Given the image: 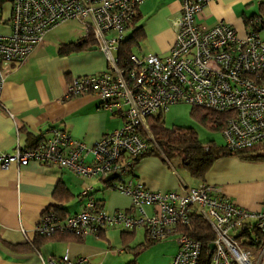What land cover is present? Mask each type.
<instances>
[{"label":"built area","instance_id":"built-area-1","mask_svg":"<svg viewBox=\"0 0 264 264\" xmlns=\"http://www.w3.org/2000/svg\"><path fill=\"white\" fill-rule=\"evenodd\" d=\"M146 1L0 0V93L5 75L24 64L51 29L76 21L84 37L92 35L107 66L97 75L75 78L66 98L94 95L102 110L124 121L90 150L68 133L51 129L50 137L35 147L16 145L12 153L1 154L0 167H24L31 162L58 167L87 180H104L107 189L131 199L132 213H108L93 198L92 188L86 187L80 193L86 200L82 211L66 218L45 213L35 228L37 236L71 233L83 238L107 228L144 229L147 243L176 242L171 264H204L205 246L186 231L197 216L213 234L206 248L208 264H264V206L256 212L246 210L205 183L182 187V192L153 193L140 183L122 181L132 174L135 160L150 149L148 118L164 115L174 105L227 114L221 134L229 152L250 150L264 142V40L259 34L264 22L252 19L240 37L225 22L212 27L198 23L205 7L215 0H181L169 53L133 54L121 64V44ZM145 207H153V214L148 215ZM38 256L39 264H91L86 257Z\"/></svg>","mask_w":264,"mask_h":264},{"label":"crops","instance_id":"crops-1","mask_svg":"<svg viewBox=\"0 0 264 264\" xmlns=\"http://www.w3.org/2000/svg\"><path fill=\"white\" fill-rule=\"evenodd\" d=\"M255 2L258 14L248 16L245 9ZM180 12L181 0H148L143 3L137 9L134 27L141 26L144 37L133 53L167 55L175 40L173 22ZM260 14L259 0H215L205 7L198 23L212 27L222 21L243 37L247 32L245 19ZM70 22L76 27L74 34H64L61 30ZM131 30L132 27L128 36ZM83 37L78 22L60 23L47 33L44 43L34 49L24 64L5 75L0 93V155L12 153L16 145L35 147L38 141L50 137L51 129L68 133L90 150L104 135L123 126V119L102 110L94 95L66 98L67 88L75 78L97 75L106 70L105 57L98 49L61 52L63 46L77 43ZM86 155L89 161L92 160L91 154L87 152ZM158 158L151 155L141 159L134 175L124 177L122 181L132 179L153 193L182 192V187L195 188L205 183L214 185L246 210L256 212L264 206V179L259 176L236 175L228 168V163L219 161L216 166L220 171L211 173L210 169L204 181H200L186 172L183 176L175 169V174L171 173ZM225 170L230 173H224ZM86 187L92 188L93 198L105 212H133L131 199L107 189L104 180H87L71 171L35 162L24 167L14 164L7 169L0 167V264H39L38 253L25 246L26 238H35V228L48 209L57 210L65 218L82 211L86 200L80 197V193ZM153 211V207H145L148 215ZM110 229L113 228L83 238L71 233L57 234L40 242L39 253L44 259L59 260L66 255L73 260L86 257L91 264H127L134 258L139 262L135 251L146 240L145 230L123 229L121 243L129 255L116 257L106 248L112 241ZM137 234L141 235V242L134 246ZM177 250L176 247L168 254L165 264H171Z\"/></svg>","mask_w":264,"mask_h":264},{"label":"trees","instance_id":"trees-1","mask_svg":"<svg viewBox=\"0 0 264 264\" xmlns=\"http://www.w3.org/2000/svg\"><path fill=\"white\" fill-rule=\"evenodd\" d=\"M260 16H252L245 19V25L247 27L249 21L254 18H261L264 22V3H260ZM263 17V18H262ZM135 22V21H134ZM134 22L132 24V30L130 35H126L125 40L121 44L119 51V58L121 64L125 63L131 55H133V50L135 46H139L140 42L143 40L144 32L141 26L134 27ZM264 29V26L263 28ZM98 49L96 41L89 35L88 37H83L77 43H72L61 48V52H77L83 50H93ZM99 50V49H98ZM191 117L195 121L199 122L204 127L215 132H222L227 124L228 115L224 113H217L210 110H205L202 108L192 107ZM164 115L152 116L148 118V132L150 139L148 144L150 146L149 151L136 159L138 162L150 155H158L163 158L164 161L177 160L179 166L183 172H186L191 178L204 181L207 173L213 166V164L225 157H237L244 160L260 161L264 160V153H259L264 150L258 148L261 144L256 145L250 150L240 151V152H229L225 145L224 147H219L214 144V142L203 143L199 140V137L194 129L189 127H173L169 129L165 126ZM158 153V154H157ZM132 171V176L134 175ZM132 182L133 180L130 179ZM111 181V180H109ZM134 184H138L133 182ZM46 213H54L60 218H65L64 215L60 214L57 210L48 209ZM190 237L201 242L205 246L207 251V244L212 242L213 234L212 230L207 223L202 221L199 217H192L190 226L186 230ZM53 237H41L35 235V238L25 243V246L32 250L33 252L39 253V244L42 241L52 239ZM152 244V243H148ZM147 246V245H146ZM204 252V264H208L210 253ZM127 264H138L137 259L134 258L131 262Z\"/></svg>","mask_w":264,"mask_h":264},{"label":"rangeland","instance_id":"rangeland-1","mask_svg":"<svg viewBox=\"0 0 264 264\" xmlns=\"http://www.w3.org/2000/svg\"><path fill=\"white\" fill-rule=\"evenodd\" d=\"M248 16H251L252 14L257 15L258 14V4L257 2L254 3V5H251L247 9H245ZM76 29L75 25L70 22L67 27L62 29L61 31L64 34H74V30ZM57 31V30H56ZM261 37L264 39V30L261 31ZM136 50V48H134ZM191 109L192 107L190 105L181 104V105H174L171 106L168 112H166L163 116L164 124L167 128L172 129L173 127H189L195 130L197 133L199 140L203 143L207 142H214L216 146L224 147L225 145V139L223 138L222 134L220 132H215L212 130H209L208 128L201 125L199 122L195 121L191 117ZM258 148L263 149L264 143L261 144ZM259 153H264V150L260 151ZM156 154V153H155ZM154 157H159V161L161 164L165 165L168 170L174 173V169L179 173V175L183 176L185 175L183 170L178 167L179 164L177 160L169 161V164H172L171 167L169 166L166 161L163 160L161 156L155 155ZM158 154V153H157ZM153 155V154H152ZM151 156V155H150ZM163 161L165 163H163ZM219 161H224V163H228V168L232 171V173L236 175H242L244 173L250 174V176L260 177L261 179H264V160L260 161H251V160H244L237 157H225L218 161H216L213 166L211 167V173L212 172H219V168L217 163ZM230 161V162H229ZM137 165H135L134 170L136 169ZM227 173L228 171L225 170L224 173ZM230 173V172H228ZM213 186L214 185H210ZM137 231L143 232V230ZM111 233V244L107 246V251H109L112 255L116 257L120 256H127L129 255V252L122 246V238H121V232L123 229L121 227H116L113 229L108 230ZM141 235L137 234L136 236V243L134 246L139 244L141 242ZM146 241V240H145ZM144 241V242H145ZM138 247V249L135 251V254H137L138 263L139 264H165V262L168 259V254L172 251L176 250L177 244L174 240L166 241V242H160V243H152L148 244L145 242ZM147 245V246H146ZM123 252L121 253L120 251ZM127 251L126 253H124ZM170 256V255H169Z\"/></svg>","mask_w":264,"mask_h":264},{"label":"water","instance_id":"water-1","mask_svg":"<svg viewBox=\"0 0 264 264\" xmlns=\"http://www.w3.org/2000/svg\"><path fill=\"white\" fill-rule=\"evenodd\" d=\"M209 248H210L211 250H213L214 247H213V245H210Z\"/></svg>","mask_w":264,"mask_h":264}]
</instances>
